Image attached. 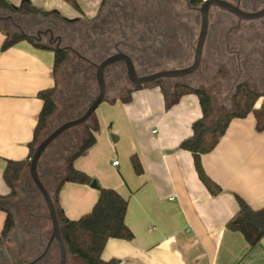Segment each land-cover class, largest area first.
I'll list each match as a JSON object with an SVG mask.
<instances>
[{"label": "crops", "instance_id": "crops-1", "mask_svg": "<svg viewBox=\"0 0 264 264\" xmlns=\"http://www.w3.org/2000/svg\"><path fill=\"white\" fill-rule=\"evenodd\" d=\"M7 1L16 7L24 0ZM27 1L34 8L79 20L75 26L96 21L102 0H76L80 11L64 0ZM7 17L31 35L49 25L63 30L72 26L56 18L25 12L13 15L0 9V195L9 191L2 178L6 160L27 156L42 104L37 93L54 82L52 50L35 47L26 39L1 49L5 33L20 31ZM176 17L154 15L153 28L145 25L140 32L178 38L181 34L173 24ZM161 86L172 90L174 85ZM163 89L151 84L133 90L129 102L98 105L95 143L73 162L96 187L65 182L58 193L59 206L69 219H77L90 211L101 187L113 188L127 199L124 221L133 237L110 238L101 253L102 259H115L116 264H264V236L250 246L240 232L226 228L237 209V197L253 209L264 208V128L256 126L262 101L256 102V112L233 118L214 149L201 156L204 171L221 188L212 195L198 178L191 153L179 148L180 141L191 135L192 122L201 116L198 97L183 94L166 108ZM132 154L140 161L141 174L132 169ZM117 156L120 160L113 165ZM38 217L44 219L41 213ZM4 219L5 212L0 210V233ZM16 223L15 218L9 234ZM0 252V264L29 261L25 251L21 262L18 252Z\"/></svg>", "mask_w": 264, "mask_h": 264}, {"label": "trees", "instance_id": "trees-1", "mask_svg": "<svg viewBox=\"0 0 264 264\" xmlns=\"http://www.w3.org/2000/svg\"><path fill=\"white\" fill-rule=\"evenodd\" d=\"M64 1L75 10L80 11V7L76 0ZM108 1L117 0H102L100 10L101 7H103ZM196 2H201V0H196ZM0 9L13 15L25 12L30 15L42 17L44 19L56 18L57 20L72 26H74V24L79 21L67 20L54 10L46 11L34 8L27 0L22 1L16 7L12 6L7 0H0ZM87 22H89V20ZM91 22L93 21H90L89 23ZM143 36L144 37L141 35L140 38H148L147 35ZM24 39L28 40L35 47L53 51L54 82L52 86L42 89L37 93V97L41 99L42 104L37 116L32 138L28 143L27 156L20 160H6L5 166L3 168L2 178L5 184L8 186L9 191L5 195H0V210L5 212L3 228L0 233V242L3 241V239L9 234L15 225L14 214L9 208V202L16 198L18 194L19 183L23 179L26 171L28 174L30 158L37 144L45 137V134L49 129L51 117L57 110V102L55 101V95L58 91L56 74L59 68L68 62L71 55L70 50H57L53 45L47 43L46 41H44L42 44L36 43V40L26 38L24 35H22L21 31L17 30L5 33V37L1 44V49H6L16 42ZM137 42H139V37L137 38ZM134 44L138 45L137 43ZM135 52L137 51L134 50V53ZM78 54L84 58L98 61V63L103 58L100 57L99 59H92L91 57H87L85 53L79 51ZM74 56L77 72L82 75L87 85L89 81H95V68L89 62L79 57V55L74 54ZM112 67L116 69L118 68V64L108 66L105 69V72L112 69ZM122 67L124 69L123 63L120 62V78H122L123 75L126 77L125 69L123 72ZM126 80L128 81L127 77ZM151 84L157 86L160 85V87L163 89L159 81H155ZM147 85L134 86L130 84V87L126 89L124 95H113L111 97L106 96L103 102L106 101L110 104L115 103L117 100H120L124 103L129 102L131 100V93L133 90L145 87ZM163 91L166 108L172 106L183 94L194 93L198 97L201 116L192 122L191 135L180 141L179 148L187 150L191 153L194 169L198 178L210 192V194H217L220 192L221 188L204 171L201 163V156L214 149L233 118H243L250 112H256L254 107L258 99L263 96L262 92L258 91L256 88L250 86L246 82H239L234 87V91L231 95L234 109L221 110L216 107L213 95L203 85L201 86L179 83L174 84L172 90L166 88L163 89ZM96 93L97 87L96 90L91 87L89 90L80 92L78 96L73 97L72 101L70 102V106L65 110L69 111L64 112L65 114L63 117L65 116V118L63 120L76 118L81 115L90 102L94 99ZM258 109L260 110L261 107ZM256 126L258 129L264 128V121H261L259 116ZM98 129L99 124L95 116V112H93L89 119L83 124L65 130L42 151L37 161L36 172L39 179L49 192L55 205L61 235L66 245L68 256L75 257L81 264H116L117 260L115 259H102L101 253L108 239H132L133 237L131 230L124 221L128 204L127 199L122 197L113 188L101 187L99 188L98 197L90 211L81 215L77 219H69L62 211L58 202L59 190L65 182L90 184L92 181V178L88 174L74 167L73 162L77 157L82 155L95 143V133L98 131ZM74 144H76L75 147H73ZM55 145L63 149H74H71L68 153L63 154L62 160L60 159L61 163L59 165H53V169L59 168L57 171L58 173L54 174V171H52L51 167H46L42 169L43 174H40L38 166L41 157L47 152V150H50L53 147L55 148ZM54 152L55 150L53 153ZM129 159L133 171L136 174H141L142 166L137 155L132 154L130 155ZM26 185L30 187L29 184ZM31 187L33 190H36L37 194L40 195L38 190L34 187L32 181ZM30 190L31 192L33 191L32 189ZM32 199L33 197L30 194L27 200L31 203L33 202ZM236 199L237 209L227 221L226 228L231 231L240 232L246 242L250 246H253L261 237L264 236V208L253 209L242 198L237 197ZM42 213L45 215V211H42ZM46 214H48L47 210ZM49 251L51 253L50 255ZM49 251L40 261H38V263L49 261V258L51 257H53L55 261L56 259L58 260V253L55 244L50 246ZM53 253L56 257H54Z\"/></svg>", "mask_w": 264, "mask_h": 264}, {"label": "rangeland", "instance_id": "rangeland-1", "mask_svg": "<svg viewBox=\"0 0 264 264\" xmlns=\"http://www.w3.org/2000/svg\"><path fill=\"white\" fill-rule=\"evenodd\" d=\"M151 1H153L152 4H150ZM151 1H111V3H106L102 7V10H100L99 17L96 21L89 23L90 21H92V19H90L89 22L84 21L78 23L75 26L64 28L65 30L57 29L58 27H56V29L59 33H62L65 36V42L68 43V45L74 51H76L77 53L78 51L83 52L85 53V55H87V57H91L92 59H99L100 57L104 58L105 54L109 52L111 53L113 51V40L120 39L130 43H138L137 38L141 34L140 30H145V27L143 26L147 25V29H149V27L150 29H152V26L154 25L152 17L154 15L156 17L164 16L160 15L158 11L159 8H162L164 14L167 10H169L171 16H178L175 18V23L173 24L174 26H177L178 35L181 34L183 35V37L180 35L182 38L179 36L175 40H172L173 43L169 42L166 50L164 49V47L156 48L158 50L164 49L163 53L161 54H156L149 51L146 55H143L144 59L146 61L149 60L150 62V60L156 58V61L154 62H163L167 63L168 65L170 64L176 66V62L172 61L174 60V56H180V51L182 53L186 51H183V49L179 48L177 46V42L182 43L184 39L188 37L190 41L189 47L186 48L188 54L187 57L182 59L181 62L187 63V65H189L192 62L193 58V48L195 46L196 38L198 35L199 22H195L194 14L192 13V11H187L183 0H168L167 3L169 6H156L155 3L157 2L154 0ZM263 3L264 0H248L244 6L246 9L251 11L253 10V8H256L257 4ZM155 10H157V12H155ZM216 14L223 13L216 8L210 11V15L213 16V19H215ZM180 19H182V23H180ZM213 19L211 20V26H213ZM220 19L223 20L222 25L224 24L225 26L228 24L225 16H221ZM106 21H108L109 23H107ZM259 23L260 21L256 20L252 22H244L241 24L242 32L240 34H237L240 38L236 41V48L238 50V54L240 55L239 58H241L239 59V61L235 59V54H232V56H230L225 50H222L221 45L218 46L216 39L212 35L208 43L203 48L202 58L198 70L195 73L198 78L194 80V83L192 84H203L205 88L213 95L216 107L221 110H231L234 109L231 95L235 87V75H238L239 72H242L243 78L241 76L239 80H243L245 78L244 71L250 73L253 76L254 80L252 82H248V84L256 88L258 91H261L263 94V96L258 99L262 101L260 106L261 109L258 110V115H260L261 121H264V33L258 31H262ZM253 27L254 30H252ZM122 35H126V37L123 38ZM146 42L147 40L144 41L141 45H145ZM183 45H186V43H183ZM250 48H253V50H250ZM251 52L253 53V58L252 60H250L251 66L243 64L242 70H235V61L241 63L242 60V63H244L246 58L250 56ZM73 53L74 52L71 51L68 62L63 64V66H61L57 71L56 79L58 91L55 95L57 110L54 113V116L51 117V120L49 122L50 126L45 136L49 132H51V130L61 124L62 121H64V112L69 111L65 110L70 106V102L72 101L73 97L78 96L80 92L89 90L91 87L96 90L94 80L89 81L87 85L82 75L77 72L74 59V54L76 53ZM164 57H166V59H164ZM170 57H172L173 59H171ZM86 59L94 63H98V61H93L88 58ZM243 66L245 67L244 70ZM152 68L153 67H151V70L149 71H153ZM113 70L110 69L105 72L107 97L120 94L124 95L126 89L130 87V84L126 80L125 75L120 78V64L118 65V68H114ZM123 70L124 69L122 67V71ZM220 80H222L221 84ZM75 146L76 144H74L73 147ZM71 149L74 148L63 149L55 145V148L53 147L50 150H47V152L41 157L39 161L38 169L40 174H43L42 169L46 167H51L52 171H54V174L58 173L57 171L59 168L53 169V165H59L61 163L60 159L62 160L63 154L68 153ZM54 150L55 152L53 153ZM115 158L116 160H120V156H117ZM26 184H29L31 187V181L27 174V171L24 174L23 179L19 183L18 194L16 198L11 201L12 203L9 206L17 221L16 228L13 230L14 232H11L6 236L8 237L7 239H5V237L3 241L0 242V249H3V252L6 255H8V253L18 252V262H21L24 251L25 253L27 252L25 257L26 259L29 258V261L35 258L43 250L50 234V221L48 219V214H46V207L41 199V196L37 194L36 190H33L32 187L30 188ZM30 189H32L33 191L31 192ZM29 193L33 197V202L31 203L27 200L30 195ZM42 211H45V215L42 213ZM40 213L44 217L43 220L38 217V214ZM31 214L36 215L37 218L36 216L35 218L34 216H30ZM19 246V250L15 251L14 249ZM50 254L51 253L49 251V255ZM53 255L54 257H56L54 253ZM0 257H2L1 252ZM49 259L51 260V264H57V259L56 261L55 259L52 260V258ZM67 264L81 263L75 257L68 256Z\"/></svg>", "mask_w": 264, "mask_h": 264}, {"label": "water", "instance_id": "water-1", "mask_svg": "<svg viewBox=\"0 0 264 264\" xmlns=\"http://www.w3.org/2000/svg\"><path fill=\"white\" fill-rule=\"evenodd\" d=\"M212 6L235 15L238 21L255 20L264 15V7L256 11H245L239 8L238 5H234L233 3L227 0H202L201 5L198 8V10L201 12V24L194 48L193 61L189 66L184 68L159 70L146 75H138L132 58L127 53L119 50L118 48L115 49L114 53L105 57L99 63H94L92 61L87 60L80 54H78L70 46L61 47L58 45L59 42H57V44L54 46L55 49L57 50H70L76 53L77 55H79V57L89 62L95 68L94 77H95V84L97 87V93L94 99L90 102V104L86 107V109L83 111L81 115H79L76 118H72L64 121L63 123L59 124L56 128H54L51 132H49L37 144L30 158L29 166H28V174L30 176V179L34 187L40 193L44 205L46 207L48 213V219L50 221V234L43 250L35 258L23 264H36L47 254L50 246L53 243L55 244L58 253L57 264H67L68 252L61 235L60 226L56 215L55 205L51 199L49 192L47 191V189L39 179L36 172L37 161L42 151L65 130L86 122L89 119V117L92 115V113L95 111V109L98 107V105L103 102L104 98L106 97V91H107L106 80H105V69L108 66L116 62H122L124 65L126 77L129 83L134 86L151 84L157 81L158 79H162V78L182 77L196 71L197 68L199 67L202 58L203 46L205 43L207 29H208V13H209V9ZM7 18L11 20L13 25L19 28L18 25L13 22L11 17H7ZM19 30L21 31L22 35H24L28 39H35V35L40 37L41 34H46V33L50 35V38L54 37L51 29L49 28L45 29L44 31L39 30L35 35L26 34L25 32H22L20 28ZM39 37H37V40H39ZM111 139H113L112 136ZM90 186L96 187V182L92 180L90 182Z\"/></svg>", "mask_w": 264, "mask_h": 264}, {"label": "flooded vegetation", "instance_id": "flooded-vegetation-1", "mask_svg": "<svg viewBox=\"0 0 264 264\" xmlns=\"http://www.w3.org/2000/svg\"><path fill=\"white\" fill-rule=\"evenodd\" d=\"M120 1V0H119ZM146 2L149 1V0H145ZM151 1V0H150ZM168 0H159L157 3H155L156 6H163V5H166V6H169L168 3H167ZM184 3H185V8L187 9V11H192V13L194 14L195 16V22L198 23L199 22V28H200V24H201V12L198 10V8L200 7L201 5V2H196V0H183ZM231 3H233L234 5H238L239 8L245 10V11H250L248 9L245 8V3L248 1V0H227ZM152 4V3H151ZM262 7H264V3L263 4H257L256 8H253V10L251 11H256L258 9H261ZM217 9L219 10L220 12H222L223 14H216L215 15V19H213V16L210 15V11L212 9ZM160 15H164V16H171V13L169 12V10H167L164 14V11L162 10V8H159L158 9ZM155 12H157V10H155ZM152 14V13H151ZM221 16H225L227 21H228V24L224 26V24L222 25V21L220 18ZM172 17H174V15H172ZM213 19V26H211V20ZM260 21L259 23V26L261 27L262 31L258 30L259 32H263L264 33V15L258 19H255V20H241V21H238L237 17L229 12H225L217 7H211L209 9V13H208V29H207V35H206V39H205V43H204V46L208 43V41L210 40V37L213 35L214 38L216 39V42L218 44V46L221 45L222 47V50H225L227 52L228 55L232 56V54H235L236 57L235 59L239 61V58L240 55L238 54V50H237V46H236V41L240 38L238 37L237 34H240L242 31H241V28H242V23L244 22H252V21ZM107 23H109L108 21H106ZM49 29H51L52 33H53V36L52 38H50V35L48 33L46 34H41L40 37L35 35L36 33H34L33 35H35V39L34 40H37V37H39V41H46L47 43H50L51 45L55 46L58 43L59 46L61 47H66V46H69L68 43L65 42V36L62 34V33H59L58 30L55 28V27H51L49 25L48 27ZM225 28V29H223ZM45 29H43L42 31H44ZM252 30H254V27L252 28ZM25 31V30H24ZM26 32V31H25ZM119 32H120V24H119ZM249 32V31H248ZM198 33H199V30H198ZM213 33V34H212ZM143 34L147 35V33L145 32H141V34L139 35V42L137 43L138 45L134 44V43H130V42H126L124 40H113L112 41V46H113V51L110 53H107L105 55V57L111 55L112 53L115 52V49L118 48L119 50L127 53L130 55V57L132 58L133 60V63H134V66H135V69L138 73V75H146V74H149V73H153L155 71H159V70H167V69H175V68H184V67H187L189 65H187V63H182V59L186 58L187 57V49L190 45V41H189V38H185L184 41L182 43H178L177 42V46L181 49L186 50L184 53H182L180 51V56L178 55H175L174 56V62H176V66L174 65H168L167 63H163V62H154L156 61V58H154L153 60H149L146 61L144 59V56L143 55H146L149 51L150 52H153V53H156V54H161L163 53L164 49L166 50L167 47H168V44L169 42H172V40H175L176 38L174 36L172 37H168V38H156V37H150L148 36V38H140L141 35L142 37ZM123 38L126 37V35H122ZM198 36V35H197ZM56 37H59V38H56ZM183 37V35H182ZM181 37V38H182ZM264 37V35H263ZM143 40H147L146 44L144 45H141L144 41ZM197 40V38H196ZM108 41V40H107ZM109 42V41H108ZM176 42V41H175ZM173 43V42H172ZM183 43H186V45H183ZM196 44V42H195ZM215 44V43H214ZM143 46V47H142ZM203 46V48H204ZM216 46V45H215ZM162 48L164 47V49H156V48ZM195 48V46H194ZM194 48H193V54H194ZM134 50L137 51L134 53ZM157 50V51H156ZM250 50H253V48H250ZM253 52V51H252ZM250 53V56L248 58H246L245 62L242 63V60H241V63L240 62H236L235 61V64H234V67L236 68L235 70H242V65H249L251 66V63H250V60H252L253 58V53ZM162 57V56H161ZM171 59H173L172 57H170ZM164 59H166V57H164ZM192 61H193V58H192ZM264 61V60H263ZM149 62V63H147ZM166 62V61H165ZM252 62V61H251ZM262 62V61H261ZM116 64H120V62H116L113 65H116ZM264 65V64H263ZM111 66V65H110ZM153 67V71H149L151 70L150 68ZM244 66H243V70H244ZM112 69H114L112 67ZM198 70V68H197ZM196 71H194L193 73L189 74V75H186V76H182V77H177V78H162V79H158L157 81H159V83L161 85H165V83H168V84H179V83H186V84H191L193 85L192 83H194V80H196L198 77L196 76ZM234 70V71H235ZM244 74H245V78L242 80H239L240 77L242 76V72H239L238 75H235V86L236 84H238L239 82H252L254 80L253 76L250 74V73H247L244 71ZM243 78V76H242ZM222 80H220V84H221ZM130 84V83H129ZM201 85V84H199ZM203 85V84H202ZM201 85V86H202ZM204 86V85H203Z\"/></svg>", "mask_w": 264, "mask_h": 264}, {"label": "built area", "instance_id": "built-area-1", "mask_svg": "<svg viewBox=\"0 0 264 264\" xmlns=\"http://www.w3.org/2000/svg\"><path fill=\"white\" fill-rule=\"evenodd\" d=\"M112 164H113V165H117V164H118V161L115 160V161L112 162Z\"/></svg>", "mask_w": 264, "mask_h": 264}]
</instances>
